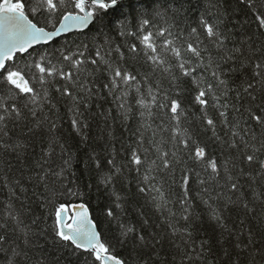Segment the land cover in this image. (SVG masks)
I'll return each instance as SVG.
<instances>
[{
    "label": "snow or ice",
    "instance_id": "obj_1",
    "mask_svg": "<svg viewBox=\"0 0 264 264\" xmlns=\"http://www.w3.org/2000/svg\"><path fill=\"white\" fill-rule=\"evenodd\" d=\"M232 2L209 0L213 22L200 21L215 54L205 58L208 49L201 50L203 40L192 28L187 42L170 49L175 63L161 69L168 74L169 89L196 84L194 100L205 109L203 133L211 132L208 143L189 157L191 166L181 169L180 187L174 190V168L183 163L177 158L179 144L187 148L191 139L187 130L183 141L172 137L176 144L171 152L163 140H147L151 126L145 123L132 132L135 147L125 143L123 133L131 128L128 121L152 116V104L170 108L172 118L178 119L182 104L191 99L179 91L171 98L148 74L138 79L136 73L113 68L111 51L106 50L105 59L99 47L98 59L90 63L99 67V60L113 76L86 87L78 72L84 61L75 58L84 52L47 47L61 34L84 32L93 25L103 35L119 22L118 17L106 18L122 12L123 0H27V9L21 0H0V264H264V228L249 226L253 217L264 225V0H235L242 6L236 8ZM61 9L56 26L54 16ZM237 12L254 13L257 31L236 21ZM29 13L38 14L35 21ZM130 51L136 52L135 45ZM21 60L29 72L37 73L22 72ZM57 76L81 91L61 84L54 89L58 96L50 94L47 78ZM154 87L165 93L166 103L159 102ZM60 104L72 113V136L57 124ZM209 108L218 117L209 118ZM93 123L95 137L88 134ZM158 129L164 131L163 125ZM75 137L76 143H70ZM117 144L127 161L119 165ZM210 147L224 156L223 165L206 156ZM101 189L106 199L93 217L85 196ZM48 207L54 209L52 225L47 224L52 214H44ZM101 223L109 225L107 238L98 230ZM117 248L127 257L116 254Z\"/></svg>",
    "mask_w": 264,
    "mask_h": 264
},
{
    "label": "trees",
    "instance_id": "obj_2",
    "mask_svg": "<svg viewBox=\"0 0 264 264\" xmlns=\"http://www.w3.org/2000/svg\"><path fill=\"white\" fill-rule=\"evenodd\" d=\"M25 3L26 9L28 7L27 0H21ZM36 0H32V3L35 4ZM58 2V0H54ZM232 7H242L235 3V0L232 2ZM71 10V9H68ZM63 9L57 12L54 16V20L57 21L56 26H58V20L61 18ZM214 14L213 10L209 8V0H123V9L122 12H112L109 17L106 19H115L119 18V22L116 24H110L108 28L104 29V34L101 35V31L98 25L91 26L88 30L84 32H77L64 36L50 45H48V50L60 49L63 51L66 47L71 49V52L76 53L77 51L84 52V56H76V59L84 61V63L79 66V81L80 83L85 84L86 87H92L93 83L107 82L113 76L111 71L104 70V65L98 60V65L93 66L90 62L93 59H98L95 55L96 48L99 47L102 56H104L106 50H110L111 62L113 68L120 67L124 71L138 74V79L142 78L145 74H148L150 80L155 83H160L165 90V92L171 97L176 98V92H180L181 97L187 96L191 99V103H183L181 106V116L178 119H173L170 112V108H157L155 104H152V116L147 114L144 117V120H140L137 117L136 121H128V124L131 125L129 131H124L123 139L127 145L135 147V140L137 137L132 135V132L139 126V123H145L151 127L147 129L145 135L148 141L155 140L160 142L163 140L166 142L167 147L166 151H174L173 145L176 144V140L172 137H180L181 141L186 139L182 133L184 130H187V136L191 137L188 147L185 148L183 142L179 144L180 152L177 153V158L183 159V163H179L174 168L173 179L175 181L174 190L180 187L182 172L181 169L184 167H190L192 161L189 157H194L195 150L197 147H204L208 143V137L211 135L209 131L207 135L203 133V125L206 124V121L201 123V116L205 110L202 106L198 105L194 97L197 94L196 84L186 83L183 89H169V77L167 73H163L161 69L168 66L169 64H174L173 54L170 49L173 47H179L182 43H185L190 38V32L192 28H197L198 34L203 44L201 45V50L207 48L208 52H205V58L208 53L211 52L215 54L216 49L215 45L206 37L205 29L201 25L200 21L203 18L208 22H213L212 16ZM30 18L34 21L37 16H32L30 13ZM147 19L148 24H144L143 21ZM236 21L245 22L250 31H257L258 21L255 19V15L252 12H248L246 15L244 12L235 13ZM49 30H52L51 28ZM235 30V29H234ZM123 31L126 34L120 35V32ZM163 33V34H161ZM179 36L181 39H177ZM144 37H148L147 40ZM95 39V43L91 42ZM108 41V43H105ZM171 41L172 43H167ZM80 43L88 44V48H77V45ZM153 45L156 48V52L153 53L152 48L149 45ZM135 45L136 52L133 53L130 51L131 46ZM231 47V44H229ZM119 48V52L116 49ZM188 58L195 61V57L190 53L186 52V49L182 50ZM119 53H123V58H121ZM35 55V54H34ZM150 57H155V59H150ZM105 59L109 57L104 56ZM160 61H164L163 64ZM25 60L19 61L21 65L22 72H29L28 68H25ZM31 63V61H27ZM65 71H68L66 65H62ZM73 73L77 72V69H71ZM37 73V70L31 69L29 75ZM91 73V75H90ZM175 75H180L178 71H175ZM28 78V77H26ZM49 83L47 84L50 94L59 95L55 93L54 89L60 87L61 84H66L70 87L74 93H79L81 89L73 85L71 81L60 80L57 76L56 78H47ZM187 79V78H182ZM35 84L39 90V85L35 80H30V86ZM203 87V85H201ZM191 89V91H187ZM154 93L157 94L158 100L160 103H166L164 100V92H159L155 87L153 89ZM134 92V89H133ZM111 100V98H109ZM146 102L151 103V97H146ZM108 105H106L107 107ZM59 110L60 119H58L57 124L62 128V131L65 135L72 136V130L70 128V120L72 118V113L67 111V105L60 104L57 106ZM114 107V106H113ZM47 108H45V114H47ZM209 118L218 117L212 109H207ZM163 125L164 131H159L158 126ZM102 126V125H101ZM220 125L217 124V130L219 132ZM122 129L118 128L117 132L119 133ZM153 132L156 133L153 137ZM90 136L95 137L97 135V129L95 123L91 130L88 133ZM223 135V133H220ZM79 137L75 139H70V143L75 144ZM148 144H145L144 147H148ZM119 149V156H117L116 162L119 165L121 162L126 163L125 152L123 149H120L119 144L116 145ZM99 150V149H98ZM151 151L154 153L155 149L152 148ZM206 156H209L212 159H217L219 164L223 165L224 156L217 150L216 147L206 148ZM140 155L143 156V150H141ZM155 159V155L152 156ZM159 163V161H157ZM135 167V166H133ZM208 172H211V169H208ZM136 175L135 172L131 173L128 177L131 179V176ZM7 190H5L6 193ZM101 193H97L95 190L86 194L85 201H87L90 213L93 217L98 216V209L102 206L105 201V197ZM4 197H0L3 199ZM73 203L81 202L76 197L69 198ZM151 211V209H149ZM259 211V209H258ZM39 213V210H38ZM51 213V217L47 219V224L52 225L54 222V209L48 207L44 210L45 216ZM255 217L251 218L249 226L255 227L257 229L264 228V225H259L255 223ZM109 225L107 223H101L98 230L101 231L102 235L107 238L110 233L108 231ZM199 241H197V244ZM116 254L120 257H127V252L122 249H115ZM179 264V260L177 261ZM187 264V262H185Z\"/></svg>",
    "mask_w": 264,
    "mask_h": 264
},
{
    "label": "water",
    "instance_id": "obj_3",
    "mask_svg": "<svg viewBox=\"0 0 264 264\" xmlns=\"http://www.w3.org/2000/svg\"><path fill=\"white\" fill-rule=\"evenodd\" d=\"M87 30H88V29H87ZM85 31H86V30H85ZM73 33H77V32L73 31V32H71V33L61 34L58 38H55L54 41H56V40H58V39H60V38H62V37H64V36H67V35H69V34H73ZM54 41H53V42H54ZM53 42H51V43H53ZM51 43H50V44H51Z\"/></svg>",
    "mask_w": 264,
    "mask_h": 264
}]
</instances>
